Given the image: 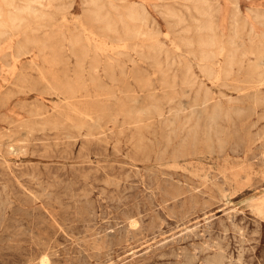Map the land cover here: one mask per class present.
<instances>
[{"label": "rangeland", "instance_id": "374dc122", "mask_svg": "<svg viewBox=\"0 0 264 264\" xmlns=\"http://www.w3.org/2000/svg\"><path fill=\"white\" fill-rule=\"evenodd\" d=\"M44 2L0 27V264H264V0Z\"/></svg>", "mask_w": 264, "mask_h": 264}, {"label": "bare ground", "instance_id": "6f19581e", "mask_svg": "<svg viewBox=\"0 0 264 264\" xmlns=\"http://www.w3.org/2000/svg\"><path fill=\"white\" fill-rule=\"evenodd\" d=\"M113 1V0H112ZM188 1V0H187ZM95 2H96V0H95ZM207 2V1H206ZM89 3V2H88ZM110 3V2H109ZM198 3V2H197ZM204 3H205V1H204ZM111 4H112V2H111ZM196 4V3H195ZM143 5V4H142ZM141 5V7H143ZM205 5H206V3H205ZM94 6V5H93ZM120 7V6H119ZM118 7V8H119ZM145 7V6H144ZM197 7V6H196ZM43 8H45V2H44V0H5V5L4 6H0V27L2 28H5V29H7L8 31L6 32V33H8L9 32V34H11V36L12 37H14L15 36V34H17V32L15 31V29H13L12 27H10L9 28V26H7V25H5L4 24V22L2 21V20H5V17L7 16V15H9L8 13L10 12V10H12V13H13V10L15 11H25V12H27L28 14H36L37 15V12H39V11H41V10H44ZM92 8V7H91ZM90 8V9H91ZM114 8V7H113ZM116 8V7H115ZM198 8V7H197ZM196 8V9H197ZM147 9V8H146ZM145 9V10H146ZM203 9V8H202ZM101 10V9H100ZM117 10V9H116ZM142 10H144L143 8H142ZM45 11V10H44ZM204 11H206V9L204 10ZM203 11V12H204ZM101 12V11H100ZM143 12V11H142ZM207 12V11H206ZM205 12V13H206ZM20 13V12H19ZM44 13V12H43ZM114 13V12H113ZM137 13V12H136ZM15 14V13H14ZM133 14V13H132ZM204 14V13H203ZM202 14V15H203ZM45 15V14H44ZM141 14H139V16H140ZM148 15V14H147ZM171 15V14H170ZM176 15V14H175ZM207 15H209V14H207ZM28 16V15H27ZM34 16V15H33ZM38 16H40V15H38ZM37 16V17H38ZM120 16V15H119ZM130 16V15H129ZM149 16V15H148ZM148 16H147V18H148ZM212 16V15H211ZM36 17V16H35ZM44 17V16H43ZM46 17H48V16H45V18ZM90 17H91V19L92 20H103L105 17H103L99 12H95V11H92V9H91V15H90ZM142 17H143V15H142ZM204 17V16H203ZM205 17H207L208 19H209V17L210 16H206L205 15ZM31 18V17H30ZM41 18V17H40ZM44 18V19H45ZM132 18V17H131ZM145 18H146V16H145ZM110 19V18H109ZM205 19V18H204ZM9 20H12V23H14V20H23L22 18H20V17H18V16H16V14L15 15H10V17H9ZM24 20H25V18H24ZM31 20H33V18L31 19ZM31 20H29L28 22H30ZM38 20V19H37ZM107 20H108V18H107ZM132 20V19H131ZM138 20V19H137ZM148 20V19H147ZM207 20V19H206ZM205 20V21H206ZM105 21V20H104ZM111 21V20H110ZM134 21V20H133ZM199 21V20H198ZM17 22V21H16ZM32 22V21H31ZM37 22V21H36ZM43 22V21H42ZM103 22V21H102ZM107 22H109V21H107ZM201 22V21H200ZM204 22V21H203ZM23 23V22H22ZM27 23V22H26ZM38 23V22H37ZM40 23V22H39ZM209 23H211V21L209 22ZM19 24V23H18ZM21 24V23H20ZM201 24H203V23H201ZM82 25H83V22H82ZM111 25V24H110ZM146 25H148V24H146ZM146 25H145V27H146ZM200 25V24H199ZM203 25H205V24H203ZM19 26V25H18ZM26 26V25H25ZM211 26V25H210ZM20 27V26H19ZM254 27V26H253ZM23 28V27H22ZM21 28V29H22ZM28 28V27H27ZM91 28V27H90ZM113 28V27H112ZM117 28V27H116ZM210 28V27H209ZM25 29V28H24ZM86 29H88L89 30V28H87L86 27ZM109 29V28H108ZM121 29H122V27H121ZM203 29V28H202ZM212 29V28H211ZM214 29V28H213ZM115 30V29H114ZM167 30V29H166ZM22 31V30H21ZM87 31V30H86ZM90 33H94V31L92 30V28L90 29ZM112 31V30H111ZM119 31H120V29H119ZM140 31V30H139ZM214 31V30H213ZM212 31V32H213ZM238 31V30H237ZM236 31V32H237ZM240 31V30H239ZM117 32V31H116ZM122 32V31H121ZM151 32V31H150ZM201 32V31H200ZM199 32V33H200ZM4 32H2V31H0V37L2 36V34H3ZM98 33V32H97ZM104 33H106V31H104ZM114 33V32H113ZM146 33V32H145ZM215 33V32H214ZM95 34V33H94ZM138 34V33H137ZM137 34H135V36L137 35ZM152 34V33H151ZM150 34V35H151ZM197 34H198V32H197ZM26 35V34H25ZM24 35V36H25ZM107 35V34H106ZM115 35V34H114ZM133 35H134V33H133ZM146 35V34H145ZM204 35V34H203ZM5 36V34L3 35V37ZM7 36H9V35H7ZM75 36H77V35H75ZM110 36H112V35H110ZM110 36H108V37H110ZM215 36H217V35H215ZM6 37V36H5ZM5 37H4V39H5ZM10 37V36H9ZM147 37V36H146ZM149 37V36H148ZM210 37V36H209ZM218 37V36H217ZM232 37V36H231ZM35 38V37H34ZM36 38H38V37H36ZM76 38V37H75ZM91 38V37H90ZM205 38V37H204ZM220 38V37H219ZM218 38V39H219ZM221 38H222V36H221ZM10 39V38H9ZM26 39H28L27 37H26ZM38 39H40V38H38ZM109 39V38H108ZM119 39H120V37H119ZM122 39V38H121ZM130 39V38H129ZM183 39V38H182ZM198 39V38H197ZM229 39V38H228ZM2 40V39H1ZM0 40V41H1ZM21 40V39H20ZM23 40V39H22ZM21 40V41H22ZM37 40V39H36ZM127 40V39H126ZM184 40V39H183ZM187 40V39H186ZM221 40V39H220ZM19 41V40H18ZM20 41V42H21ZM185 41V40H184ZM194 41H195V38H194ZM197 41V40H196ZM212 41V40H211ZM14 42V41H13ZM12 42V40H11V43H13ZM41 42V41H40ZM123 42V41H122ZM128 42V41H127ZM181 42V41H180ZM187 42H189V41H187ZM186 41H185V43H187ZM193 42V41H192ZM209 42H210V39H209ZM208 42V43H209ZM215 42V41H214ZM218 42V41H217ZM223 42V41H222ZM227 42V41H226ZM25 43V40H24V42H23V44ZM48 43V42H47ZM104 44H105V42H103ZM102 43V44H103ZM120 43V42H119ZM183 43V42H182ZM184 43V44H185ZM198 43V42H197ZM211 43V42H210ZM229 43V42H228ZM18 44H19V42H18ZM39 44V43H38ZM42 44V43H41ZM40 44V45H41ZM73 44V43H72ZM124 44V43H123ZM130 44V43H129ZM192 44V43H191ZM207 44V43H206ZM219 44V43H218ZM222 44V43H221ZM234 44H235V42H234ZM237 44V43H236ZM36 45V44H35ZM46 45V44H45ZM48 45V44H47ZM117 45V44H116ZM119 45V44H118ZM179 45V44H178ZM185 45H188V44H185ZM264 45V44H263ZM29 46V45H28ZM27 46V47H28ZM38 46V45H37ZM106 46V45H105ZM121 46V45H120ZM130 46V45H129ZM181 46V45H180ZM191 46V45H190ZM193 46V45H192ZM191 46V47H192ZM213 46V45H212ZM215 46H216V44H215ZM89 47V46H88ZM94 47V46H93ZM198 47H199V45H198ZM219 47V46H218ZM228 47V46H227ZM230 47V46H229ZM233 47H234V45H233ZM255 47V46H254ZM263 47V46H262ZM12 48V47H11ZM19 48H21V47H19ZM22 48H24L23 46H22ZM207 48V47H206ZM205 48V49H206ZM256 48V47H255ZM17 49V48H16ZM27 49V48H26ZM75 49H76V47H75ZM92 49V48H91ZM208 49V48H207ZM216 49V48H215ZM217 49H220V48H217ZM233 49V48H232ZM250 49V48H249ZM20 50H22V51H20V52H22V53H26L27 51H25V49H20ZM24 50V51H23ZM78 50V49H77ZM221 50V49H220ZM239 50V49H238ZM258 50V48L256 49V51ZM264 50V49H263ZM84 51V50H83ZM206 51V50H205ZM209 51V50H208ZM233 51V50H232ZM237 51V50H236ZM246 51V50H245ZM251 51V50H250ZM15 52V51H14ZM93 51H91V53H92ZM120 52H122V51H120ZM213 52H214V50H213ZM218 52V51H217ZM229 52H231V51H229ZM228 52V53H229ZM252 52V51H251ZM264 52V51H263ZM12 53V52H11ZM80 54L82 53V51L81 52H79ZM79 53H77V54H79ZM207 53H211V50L209 51V52H207ZM13 54V53H12ZM88 54V53H87ZM89 54H90V52H89ZM197 54H199L198 52H197ZM214 54V53H213ZM235 54H237V53H235ZM235 54L233 53V54H231L230 56L231 57H235ZM246 54V53H245ZM252 54V53H251ZM259 54H261V53H259ZM219 55V54H218ZM1 56H3V55H1ZM6 56H8V55H6ZM6 56H5V58H6ZM211 57H213V55H210ZM259 56V55H258ZM93 57V56H92ZM12 58V57H11ZM14 58V57H13ZM113 58V57H112ZM206 58V57H205ZM217 58H219V57H217ZM258 58V57H257ZM2 59V58H1ZM15 59V58H14ZM86 59V58H85ZM99 59V58H98ZM101 59V58H100ZM216 59V58H215ZM230 59V58H229ZM236 59V58H235ZM260 59V58H259ZM103 60V59H102ZM101 60V61H102ZM201 60V59H200ZM263 60V59H262ZM94 61H95V59H94ZM107 61H109V60H107ZM106 61V62H107ZM115 61H116V58H115ZM205 61V60H204ZM211 61H213V60H211ZM6 62H7V64L8 65H10L11 67H13V68H15V63H16V60H15V62H12V61H10V57H7V60H6ZM78 62H80V61H78ZM84 62V61H83ZM99 62V61H98ZM104 62H105V60H104ZM105 62V63H106ZM201 62V61H200ZM207 62V61H206ZM229 62V61H228ZM228 62H227V64H228ZM233 62H234V60H233ZM209 63V62H208ZM211 63V62H210ZM212 63H214V62H212ZM79 64V63H78ZM81 64V63H80ZM91 64H93V63H91ZM99 64V63H98ZM113 64V63H112ZM112 64H111V66H112ZM264 64V63H263ZM1 65H2V63H1ZM3 65H4V63H3ZM97 65V64H96ZM95 65V66H96ZM114 65V64H113ZM108 66H109V64H108ZM6 67V66H5ZM97 67V66H96ZM99 67H100V65H99ZM213 67V66H212ZM259 67V66H258ZM1 68V67H0ZM94 68V67H93ZM203 68V67H202ZM206 68V67H205ZM204 68V69H205ZM208 68V67H207ZM8 69V68H7ZM9 69H11V68H9ZM8 69V70H9ZM190 69V68H189ZM227 69V68H226ZM82 69H80V71H79V69H78V71H77V74H76V76H75V78L71 81V82H69V83H66V84H62V86L60 85V86H57V85H54V87H56V88H59V89H61V90H63L62 91V93L64 94V99H66V104L65 105H69L70 106V110H72V111H74V112H76V113H78L79 115H82V118L83 119H91V120H93L94 118L92 117V114H93V111H92V109L89 107V108H81V107H79V106H77V103H76V101L75 100H73L76 96H77V93L79 92V91H81V96L82 97H85V96H89V97H91L92 96V94L90 93V91H89V89H88V86L85 84V78H84V74H82V71H81ZM107 70V69H106ZM261 70V69H260ZM2 71H3V67H2ZM1 71V72H2ZM10 71V70H9ZM5 72H7V70L5 71ZM12 72H14V70L12 71ZM204 72V71H203ZM213 72V71H212ZM256 72V71H255ZM262 72V71H261ZM214 73V72H213ZM212 73V74H213ZM10 74V73H9ZM98 74V73H97ZM206 74V73H205ZM3 75V74H2ZM210 75V74H209ZM225 75V74H224ZM223 75V76H224ZM261 75V74H260ZM7 76V75H6ZM96 75H93V76H91V80L96 84L97 82H98V78H96L95 77ZM190 76V75H189ZM188 76V77H189ZM192 76V75H191ZM98 77V76H97ZM260 77V76H259ZM264 77V76H263ZM3 78V77H2ZM5 78V77H4ZM7 78V77H6ZM185 78V77H184ZM196 78V77H195ZM195 78L193 79V80H195ZM184 80H186V79H184ZM259 80V79H258ZM196 81V80H195ZM185 82V81H184ZM263 82V81H262ZM99 83V82H98ZM189 83H190V81H189ZM84 86V87H82V86ZM185 85H186V83H185ZM184 85V86H185ZM192 85H193V83H191L190 84V86L192 87ZM195 87V86H194ZM185 88V87H184ZM194 89V88H193ZM197 89V88H196ZM182 90V89H181ZM185 89H183L181 92H183ZM188 90V89H187ZM186 90V91H187ZM83 91V92H82ZM180 91V90H179ZM185 91V92H186ZM197 91H198V89H197ZM203 91V90H202ZM80 93V92H79ZM189 93H190V91H189ZM198 93V92H197ZM205 93V92H204ZM210 94H212V93H210ZM35 95V94H34ZM80 95V94H79ZM179 96V95H178ZM196 96H197V94H196ZM205 95L203 94V97H204ZM206 96H207V94H206ZM177 98V97H176ZM182 98V97H181ZM197 98H199V97H197ZM197 98H196V100H197ZM175 99V98H174ZM173 99V100H174ZM195 99V98H194ZM207 100V99H206ZM205 99H204V101H203V99H202V102L201 101H195V102H193V103H191V105L189 104L188 106L189 107H192V109L194 110L193 111V113L194 112H197V113H199L200 114V112L202 113V111L205 109V107H206V101ZM210 100V99H209ZM216 100V99H215ZM214 100V101H215ZM75 101V102H74ZM218 101V100H217ZM217 101H216V103H217ZM192 102V101H191ZM185 103V102H184ZM208 103V102H207ZM215 103V102H214ZM177 104H179V103H177ZM186 105H187V103H186ZM186 105H178V106H170V108H169V119H171L172 117H175L176 115H178V113L180 114V112H182V111H184V109L187 107ZM217 105V104H216ZM52 107V106H51ZM212 108H213V106H212ZM216 108V107H215ZM191 109V108H190ZM218 109V108H217ZM157 110L159 111V113L160 114H163V111H162V109H158L157 108ZM188 110V109H187ZM192 111V110H191ZM143 112V111H142ZM185 112V111H184ZM187 112V111H186ZM219 112V111H218ZM192 113V112H191ZM191 113H190V115H191ZM192 113V114H193ZM195 114V113H194ZM219 114H220V112H219ZM189 115V116H190ZM198 115V114H197ZM215 115H216V112H212L211 113V116L212 117H215ZM193 116V115H192ZM199 116V115H198ZM219 116V115H218ZM178 117V116H177ZM182 117V116H181ZM186 117V119L188 120V118H187V116H185ZM184 117V118H185ZM194 117V116H193ZM180 119V118H179ZM190 119V118H189ZM176 120V119H175ZM183 120V119H182ZM97 121H98V119H97ZM199 121V120H198ZM209 121H211V120H209ZM216 122H217V120H215ZM214 121V122H215ZM99 122V121H98ZM175 122H178V120L177 121H175ZM184 122H187V121H184ZM188 122H190V120L188 121ZM93 123V122H92ZM95 123V122H94ZM197 123V122H196ZM188 124V123H187ZM97 125V124H96ZM183 125H185V128H186V124H183ZM216 125V124H215ZM175 126V125H174ZM182 126V125H181ZM211 126H212V124H211ZM211 126H210V129H211ZM175 128V127H174ZM209 128V127H208ZM189 129V128H188ZM190 130V129H189ZM176 130H174V132H175ZM182 131H183V129H182ZM195 131V130H194ZM176 134V133H175ZM195 134H197V133H195ZM195 138V137H194ZM211 139V138H210ZM184 140V139H183ZM180 143H182V142H180ZM70 206V205H69ZM95 208V207H94ZM228 218V217H227ZM208 231V230H207ZM206 242V241H205ZM213 246V245H212ZM193 249V248H192ZM193 254V253H192ZM84 255V254H83ZM182 257V256H181ZM85 259V258H84ZM48 261V257L47 256H44V257H42V259H41V262H47ZM39 262V261H38ZM235 262V261H234ZM246 264V263H245Z\"/></svg>", "mask_w": 264, "mask_h": 264}]
</instances>
